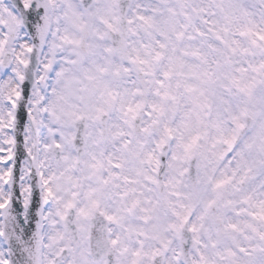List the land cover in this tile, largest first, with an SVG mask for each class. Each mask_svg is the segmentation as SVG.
<instances>
[{
	"label": "snow or ice",
	"instance_id": "snow-or-ice-1",
	"mask_svg": "<svg viewBox=\"0 0 264 264\" xmlns=\"http://www.w3.org/2000/svg\"><path fill=\"white\" fill-rule=\"evenodd\" d=\"M0 264H264V0H0Z\"/></svg>",
	"mask_w": 264,
	"mask_h": 264
}]
</instances>
